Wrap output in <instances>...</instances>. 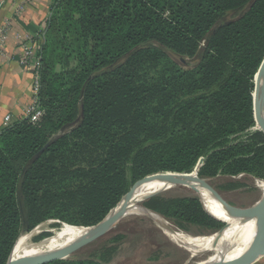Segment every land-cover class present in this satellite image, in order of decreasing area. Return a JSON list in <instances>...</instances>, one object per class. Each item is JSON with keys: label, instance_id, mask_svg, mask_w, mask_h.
<instances>
[{"label": "trees", "instance_id": "1", "mask_svg": "<svg viewBox=\"0 0 264 264\" xmlns=\"http://www.w3.org/2000/svg\"><path fill=\"white\" fill-rule=\"evenodd\" d=\"M168 52L194 69L180 71ZM263 58L264 0H56L40 49L44 114L0 132V264L56 208H74L88 228L148 175L198 179L201 158L206 179L262 166L264 147L229 136L254 125ZM160 199L145 206L228 226L200 197Z\"/></svg>", "mask_w": 264, "mask_h": 264}, {"label": "rangeland", "instance_id": "2", "mask_svg": "<svg viewBox=\"0 0 264 264\" xmlns=\"http://www.w3.org/2000/svg\"><path fill=\"white\" fill-rule=\"evenodd\" d=\"M168 54L178 64L180 71L194 69L195 60L188 58L178 59L172 53L168 52ZM253 95L254 79L252 100ZM229 140L232 145L238 147L254 144L262 148L264 147V132L254 122V125L250 128L229 136ZM98 147V150L104 151L103 144H99ZM69 159L72 160L71 158ZM78 159L79 162H86L89 158L87 156H79ZM261 164L262 166L254 167L250 173L236 177L219 176L207 182L205 186L227 205L237 209H248L264 197V162ZM202 176H204V172H201L200 169L198 178L203 181L207 180ZM68 187H74V181L68 183ZM157 196H160V200L162 198L178 200L182 197H191L199 201L198 195L184 187L168 188ZM152 198L142 201L140 205L147 208L145 204ZM147 209L164 221L167 226L190 238L206 236L218 230V228L214 227L197 226L173 216H166L159 211ZM75 217L74 208L70 211L56 208L46 220L38 224L30 232H22L20 236H28L24 241L25 245L40 244L41 241L44 242L61 234L64 226L81 228L82 226L74 224V221L78 219ZM97 223L89 227L95 226ZM65 241L56 242V245ZM15 244L16 242L14 246ZM13 249L14 247L9 258L13 253ZM42 252L44 251L42 250ZM213 253L214 250H210L203 253L201 257L193 256L190 251L176 245L162 230L157 228L153 221L146 217L128 215L97 240L50 264H203L209 260Z\"/></svg>", "mask_w": 264, "mask_h": 264}, {"label": "bare ground", "instance_id": "3", "mask_svg": "<svg viewBox=\"0 0 264 264\" xmlns=\"http://www.w3.org/2000/svg\"><path fill=\"white\" fill-rule=\"evenodd\" d=\"M192 185L201 191V194L198 196L209 202L215 208L218 218L228 223V226L215 231L211 235L190 238L173 230L154 214H144L133 208L127 211L126 216L137 215L148 218L176 245L190 251L193 256L201 257L203 253L214 250L209 260L205 263L202 262L203 264H226L252 251L261 239L264 224V209L262 206L264 197L248 209H237L227 205L210 190H207L204 183L198 179H190L175 175H161L150 177L145 180L141 189L128 197L126 205L127 207H131L137 201L162 189L184 187L190 190V186ZM90 231H94V228H69L64 226L61 234L44 242L41 241L42 243L40 242V244L37 243L29 246L25 245L24 242L28 236H23L18 243H16L17 245L15 244L12 258L14 259L15 256L16 260H21L39 256H51L70 247L75 242L84 238ZM63 240L66 241L56 245V242ZM42 250L44 252H42Z\"/></svg>", "mask_w": 264, "mask_h": 264}, {"label": "crops", "instance_id": "4", "mask_svg": "<svg viewBox=\"0 0 264 264\" xmlns=\"http://www.w3.org/2000/svg\"><path fill=\"white\" fill-rule=\"evenodd\" d=\"M55 1L1 0L0 19H11V29L5 46L7 58H0V132L5 116L16 121L26 114L32 74L18 64L20 43L32 38L41 49ZM254 264H264V257Z\"/></svg>", "mask_w": 264, "mask_h": 264}, {"label": "water", "instance_id": "5", "mask_svg": "<svg viewBox=\"0 0 264 264\" xmlns=\"http://www.w3.org/2000/svg\"><path fill=\"white\" fill-rule=\"evenodd\" d=\"M252 106H253L254 122L260 128V130L262 132H264V58H263L260 66L257 70V73L254 76V95H253V100H252ZM203 166H204V158H201L197 162L195 167L193 168V169H196L197 178H198V174L200 172V169ZM27 167H28V165L25 166L24 171L22 172V174L20 176L19 183H18V193H17L18 199H19L18 200L19 209H20V213H21V216L24 219V221H26V220H25V215H24L22 205L20 203V186H21V183H22V180H23V177L25 174V170L27 169ZM152 175H155V174H152ZM152 175H148V176L144 177L136 186H134L130 191H128L120 199V201L112 209L109 210V212L104 216V218L100 222H98L95 226L88 227V228H94V231H90L84 238L75 242L70 247L63 249V250H61V251H59V252H57L51 256H44V257L39 256V257H35V258H25V259H21V260H15L12 258V255H11V257L7 260L6 264H50V263H53L55 261H58L60 259L65 258L66 256L72 254L73 252L81 249L82 247H84V246L92 243L93 241L97 240L98 238H100L102 235H104L106 232H108L111 228H113L116 224H118L120 220L126 218L125 217L126 213L130 209H133V208L137 209L144 214H146V213L153 214V212H151L147 208L140 205V203L144 200H147L149 198H152V197L159 195L165 189L157 191V192L151 194L150 196H148L147 198H143L142 200L137 201L131 207H127V205H126L127 204L126 201H127L128 197L131 194L138 192L141 189L144 181ZM217 177H219V176H217ZM217 177L207 179L205 181L200 180L199 178L198 179L200 181H203L204 186H205V184L207 182H210L212 179H215ZM224 177H226V176H224ZM205 188H206V186H205ZM166 189H168V188H166ZM190 190L193 191L196 195L201 194V191L198 188L194 187L193 185L190 186ZM262 206L264 209V199H263ZM209 235H211V234H209ZM263 257H264V224H263L261 239L258 242V244L256 245V247L252 251L247 253L246 255L239 257L238 259L231 261L229 263H226V264H254L256 261H258L259 259H261Z\"/></svg>", "mask_w": 264, "mask_h": 264}, {"label": "built area", "instance_id": "6", "mask_svg": "<svg viewBox=\"0 0 264 264\" xmlns=\"http://www.w3.org/2000/svg\"><path fill=\"white\" fill-rule=\"evenodd\" d=\"M0 0V12H1ZM11 29V19H0V58H7L5 46L8 35ZM18 64L32 74V85L30 90V102L23 119L28 120L30 123L35 124L39 122L43 116V110L39 104V91H40V49L35 43V39L25 38L20 43ZM12 119L9 115L4 117L2 129L8 128L12 124Z\"/></svg>", "mask_w": 264, "mask_h": 264}]
</instances>
